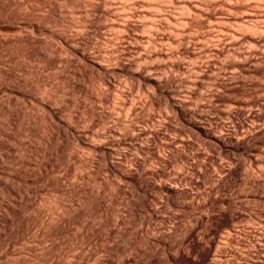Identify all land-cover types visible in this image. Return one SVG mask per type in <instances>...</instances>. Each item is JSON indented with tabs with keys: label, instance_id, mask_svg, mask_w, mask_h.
<instances>
[{
	"label": "bare ground",
	"instance_id": "bare-ground-1",
	"mask_svg": "<svg viewBox=\"0 0 264 264\" xmlns=\"http://www.w3.org/2000/svg\"><path fill=\"white\" fill-rule=\"evenodd\" d=\"M4 3L0 264H264V0Z\"/></svg>",
	"mask_w": 264,
	"mask_h": 264
},
{
	"label": "rangeland",
	"instance_id": "rangeland-1",
	"mask_svg": "<svg viewBox=\"0 0 264 264\" xmlns=\"http://www.w3.org/2000/svg\"><path fill=\"white\" fill-rule=\"evenodd\" d=\"M4 1H6V0H0V6H4V5H5ZM2 3H3V4H2ZM5 6H6V5H5ZM0 19H2V18H0ZM3 19H4V18H3ZM3 19H2V21H3L2 23H4V24H8L9 21L7 22L6 19H5L6 21L3 20ZM0 21H1V20H0ZM3 51H4V53H5L6 55H7V54H9V55H7V57H6V55L3 53ZM3 51L0 52V57L3 58V59L0 58V59H1L0 61H1V64H3L2 61H4L6 64L4 63L5 65H4V64H3V65L6 67V66H8L7 58H8L9 56H11V54H12V55H13V54H16V56H18L19 53H13V51L10 50V52H11V54H10L9 51L6 52L7 50H3ZM3 56H4L5 58H4ZM14 56H15V55H14ZM8 67H9V66H8ZM6 68H7V67H6ZM0 211L3 212V210H1V208H0ZM2 212H0V213H2ZM3 214H4V212H3L2 214H0V218H1L0 221H1V222H3V219H2V217H3L2 215H3ZM1 216H2V217H1ZM1 222H0V223H1ZM1 224H2V223H1ZM1 226H2V225H1ZM1 226H0V227H1Z\"/></svg>",
	"mask_w": 264,
	"mask_h": 264
}]
</instances>
